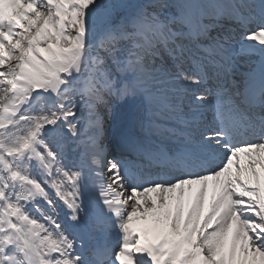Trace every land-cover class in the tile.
Masks as SVG:
<instances>
[{"label":"snow or ice","instance_id":"6c2138e0","mask_svg":"<svg viewBox=\"0 0 264 264\" xmlns=\"http://www.w3.org/2000/svg\"><path fill=\"white\" fill-rule=\"evenodd\" d=\"M0 264H264V0H0Z\"/></svg>","mask_w":264,"mask_h":264}]
</instances>
